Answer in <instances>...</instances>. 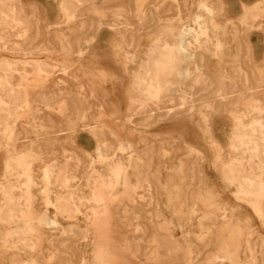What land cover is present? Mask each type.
<instances>
[{"label": "rangeland", "instance_id": "obj_1", "mask_svg": "<svg viewBox=\"0 0 264 264\" xmlns=\"http://www.w3.org/2000/svg\"><path fill=\"white\" fill-rule=\"evenodd\" d=\"M261 33L264 0H0V264H264Z\"/></svg>", "mask_w": 264, "mask_h": 264}, {"label": "bare ground", "instance_id": "obj_2", "mask_svg": "<svg viewBox=\"0 0 264 264\" xmlns=\"http://www.w3.org/2000/svg\"><path fill=\"white\" fill-rule=\"evenodd\" d=\"M203 10H206V6L203 5ZM216 13V12H214ZM204 13H199L197 16H196V22L198 23V26H199V31L202 33V34H206V26H205V20H204ZM242 23V22H241ZM243 27V26H241ZM235 28V27H234ZM250 28V27H249ZM251 29V28H250ZM181 32H180V38H179V41H178V46L176 48V52H179V51H183V52H186L187 53V48L188 46L190 45V38L192 36V38H196V40L198 39V34L195 33V31H193V29H191L190 27H187L186 25H183L182 28L180 29ZM236 31V30H234ZM238 33V32H237ZM252 35V34H251ZM253 36H255L254 34L252 36H250V39L246 41V46H247V49L250 53H251V62H252V68H253V71L257 73L258 76H260V78H262L264 76V35L261 33L260 34V37H256L258 41H253ZM200 38V37H199ZM195 41V39H194ZM236 42V41H235ZM240 43V41H239ZM259 45V46H258ZM242 53V52H241ZM219 55V53H218ZM256 55H260V57L262 58L261 60V63H257L258 59H257V56ZM187 57H189V54L187 55ZM220 57V56H219ZM190 58V57H189ZM221 59V58H220ZM213 60V63L214 64H217V68L213 69V66L214 65H211L209 63L208 65V69L210 70L211 73L213 74H216V75H221L223 74V66L221 65L220 63V60L218 58H214L212 59ZM211 65V66H210ZM259 65V66H258ZM159 73V71H158ZM214 76V75H213ZM42 85V84H41ZM225 85V84H224ZM224 87V86H223ZM231 88V87H230ZM236 88V87H235ZM226 90V89H225ZM226 92V91H225ZM214 96V95H212ZM154 99V98H153ZM254 100V99H253ZM252 100V101H253ZM25 102V101H24ZM26 106H27V102L24 103ZM257 107V106H256ZM130 118V117H129ZM128 118V119H129ZM262 120V119H261ZM255 120L253 119V122ZM257 123V121H256ZM254 124V123H253ZM251 125V124H250ZM261 125V124H260ZM183 128H186L185 130H187L189 132V129L185 126H182ZM203 129H208V126L206 125V120L204 119L203 120V125L201 126ZM178 129H181L180 126H177L175 128H173L172 130L173 131H176ZM176 129V130H175ZM168 130V129H167ZM170 131V130H168ZM62 132V131H61ZM195 133V132H194ZM193 134V133H192ZM197 134V133H195ZM189 137H188V140L189 142H193L194 140H198L200 137L198 135H193V136H190V133L188 134ZM118 175V174H117ZM248 180V179H247ZM251 180V179H250ZM250 180H248L246 183H245V188L241 191V193H246L248 192V190H250L251 188L253 189L255 186L253 184V182H250ZM243 182V181H242ZM261 184V183H260ZM241 185V184H240ZM258 188V189H257ZM256 190H257V195L259 198H263L264 195H263V192H264V186L263 185H259V187H257ZM255 190V191H256ZM234 192V191H233ZM56 194V193H55ZM60 197V196H59ZM255 211L256 213L260 214V210L259 208H255ZM257 214V215H258ZM223 217L224 218H227V216L225 215V213H223ZM243 228V227H241ZM70 230V229H69ZM263 241V240H262ZM262 243V242H261ZM250 246V245H249ZM85 254V253H84ZM251 254V253H250ZM256 258V257H255ZM253 260V259H252ZM255 260V259H254ZM82 261V260H81Z\"/></svg>", "mask_w": 264, "mask_h": 264}]
</instances>
